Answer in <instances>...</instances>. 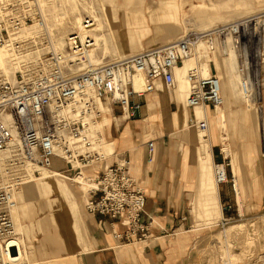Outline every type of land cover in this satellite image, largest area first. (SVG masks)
<instances>
[{"label":"built area","instance_id":"1","mask_svg":"<svg viewBox=\"0 0 264 264\" xmlns=\"http://www.w3.org/2000/svg\"><path fill=\"white\" fill-rule=\"evenodd\" d=\"M42 23L37 0H0V48L20 60L18 68L0 69V264L13 263L20 254L10 208L21 185L32 179L28 168L33 164L69 175L100 164L97 175L87 176L95 186L88 192L85 209L120 222L121 230L111 228L120 243L151 238L146 194L130 173L128 159L107 162L114 151L108 155L95 146L97 135L102 134L97 127L102 104L116 117L135 118L142 96L159 84L171 92L177 83L175 68L194 57L195 63L186 71V105L214 108L223 103L222 78L209 54L227 50L228 54L236 51L235 72L244 97L254 102L264 99V10L189 30L166 43L142 46L102 63L88 58L94 46L91 15L85 14L80 27L65 35L59 50L53 49L44 33L24 36L26 24ZM204 63L209 64L207 73L202 71ZM136 75L143 78L140 89L135 88ZM196 117L192 112L189 121L207 127V117ZM154 147L149 139L147 161L153 159ZM56 161L64 167L56 168ZM214 176L218 184L228 181L226 162L215 163Z\"/></svg>","mask_w":264,"mask_h":264},{"label":"crops","instance_id":"2","mask_svg":"<svg viewBox=\"0 0 264 264\" xmlns=\"http://www.w3.org/2000/svg\"><path fill=\"white\" fill-rule=\"evenodd\" d=\"M251 2L252 0H104L102 4L103 8L106 7V13L101 20L102 35H112L115 41L117 35L124 37L125 45L122 48L117 42L113 45L115 52L120 55L124 53V50L132 51V46L134 47L139 41L141 46H149L175 34L183 19L182 12L185 17L198 16L206 25H209L214 18L224 16L234 9L247 8ZM200 5L206 8L202 11ZM98 35L101 33L98 32ZM228 77L230 80L228 101L238 100L241 94L235 92L236 77L230 70ZM161 87L159 84L157 90L142 96V106L135 118H119L118 122L117 117L114 116L116 127L111 135L114 140V154L106 159L107 162H113L117 157L128 159L130 173L136 177L146 194L145 210L152 216L151 238L143 243H120L111 233L113 226L120 230L123 228L120 222L88 211L83 218L79 212L77 221L71 222L70 228H64L63 239L58 238V232L55 228L53 230L51 222V226H48L49 223L44 226L41 223L40 229H33V232H36L34 236L33 232L25 236L31 264L33 261L48 263V260L61 261L65 264H199V250L203 249L207 242L209 243L211 234L205 227L194 226L188 212L192 211L193 216L206 212L201 208L203 207L201 198L206 195V185H212V182L210 177L200 182L197 158L194 154L197 149L195 140L189 141V145L184 147L183 157L175 148L177 144L170 136L169 125L165 123L161 115V107L168 108L171 114L174 110H182V103L179 101L178 94L165 92ZM208 107L211 114L213 108L209 105ZM192 112L193 110L189 109L188 118ZM244 115L241 111L233 112V116ZM157 120L165 126L164 129ZM173 127L177 130L176 136L184 131L182 124L173 125ZM149 139L155 142L151 161L146 159ZM216 154L224 160L221 149ZM214 155L211 149L213 164ZM190 157L194 158L195 175L190 172L191 170H187L190 164L187 162L185 166L183 161V158ZM238 164L239 179L243 181L245 177L242 176L239 161ZM55 166L56 168L64 167L58 161L55 162ZM87 169L88 173L95 176L100 171L101 165L97 164ZM197 179L201 190L193 198L195 191L191 186H196ZM253 180L260 183L258 175H255ZM216 190L214 209L218 210V205L221 208L223 213L221 223H223L228 221L226 206L231 203L233 189L228 188V184L223 182L216 184ZM53 208H57L53 211L54 213L59 211L58 207ZM43 212L50 213L47 208H44ZM30 213L32 212L27 215H31ZM20 217L23 223L28 221V216L23 213ZM195 219L196 224L202 220L205 221L200 216ZM195 219L192 217L194 223ZM67 225L68 222L63 224L64 227ZM227 227L228 225L225 229ZM212 242L216 245L215 240ZM227 242L228 236H225L228 254Z\"/></svg>","mask_w":264,"mask_h":264},{"label":"rangeland","instance_id":"3","mask_svg":"<svg viewBox=\"0 0 264 264\" xmlns=\"http://www.w3.org/2000/svg\"><path fill=\"white\" fill-rule=\"evenodd\" d=\"M41 1H42V7L44 10L46 22L49 28L54 32L60 43L63 42L64 37L68 32L76 28L78 21H76L75 15L81 14L83 17L85 16V14L91 13L94 14V16L98 17V22H100L106 13V10L103 8V4H102L104 0H41ZM206 1H211V0H206ZM260 10H264V0H252L251 5L249 7L244 9H234L228 12L229 15L224 14V16L216 17L214 18V21L209 25H206L202 20L198 18V16L190 15L189 17H185V15H183L182 12L183 19L179 23L178 30L175 32V34L161 41H156L151 45L166 43L183 32L189 30H201L213 26L217 23L226 22L227 20L228 21L235 20L240 16L251 14ZM237 13L238 15L236 16ZM230 14H233V16H231ZM62 15H65V17H62ZM91 32H94V30H92ZM98 32H100V30H98ZM98 32L96 33L98 34ZM104 38L101 40L97 39L98 41L96 43V47L91 50L90 55H93L95 58L101 55H105V58L103 59L105 62L119 55L118 52H115V48L113 47V45L117 42L119 47L122 48V46L125 45V42H124V37L123 36L119 37L118 35L116 37V41L114 40V38H112V35L108 36L105 34ZM141 47L142 46L140 45V41H139L138 44H136L134 47L132 46L133 48L132 51L124 50V53H120V52L119 53L120 55L129 54L140 49ZM233 56H234L233 52H230L229 55L228 53L213 52L212 55L210 56V58L215 61V66L217 68L218 74L222 77V89H223L222 94L225 93L224 88L227 86L228 82L230 81L228 77L229 70L232 71V74H234L236 77L237 88H235V92L241 94L238 87V80L235 72V59L233 58ZM8 59L9 62L8 65L6 66L7 68L4 67L5 69H8L10 67V58ZM192 63H195V58L194 60L187 61L185 65L187 66ZM230 64L232 65L229 66ZM224 103H225V112L227 119L226 121L227 126L226 128H223V130L227 132L226 139H224V141L225 143H228L229 146L232 147V150L235 154L237 153L239 154L238 161L241 165V169L243 172L242 176L245 177V180L241 181L239 179L240 175L238 176V187H239L240 197L238 200L236 197V192L233 189L232 179H234L233 176L234 173L230 162V156L224 155L225 156L224 160H221L220 156H217L216 153H218L220 149L222 150L223 144L220 142L219 139L216 138L215 140H212L213 141L212 149L215 154L213 159L215 163L217 162L227 163L228 182H226V184H228V188L233 189V196L231 197L230 200L231 202L230 204L232 206L231 208L228 209V221H224L223 223H221L222 222L221 218L220 219L215 218L206 221L202 220L199 222V224H196V219L193 216L192 211H189L188 214L190 216L191 223H193L194 226L205 227L208 230V232L211 234V236L208 239L209 243L207 242L206 246L203 249L199 250L198 253L199 264H220L223 259L221 257V254L222 255L224 254V258L228 257V254L233 258H241L242 259L241 264H252L251 260H253L256 256H258L259 254L264 255V247L263 249L260 248L261 246H264V130H263L264 99L257 102L247 101L243 98L241 94L240 99L238 100L234 99L232 101L227 100V102L224 101ZM185 106L184 103L182 102V109H184V111L187 110L189 113L190 108ZM196 108L208 109L209 107L204 106V107H196ZM213 109L211 111V114L209 115V120L213 115L212 114ZM239 111H241L245 115L233 116V112L235 113ZM119 118L120 117H117L118 122H119ZM189 122L193 123L191 121ZM157 123L160 126H162L163 129L165 128V126H163L159 120H157ZM98 128L103 134L102 135L104 139L103 141H105L104 144H101V149L105 153L111 152V145H112L111 137H109L107 132L103 130L100 123H98ZM169 130L171 132L170 136L172 137L173 141H175L177 144L175 148L178 149V151L181 154V157H183L184 147L189 145V141H194V140L185 139L180 134L176 136L175 133L177 132V130L176 128L173 127V125H169ZM212 132L215 135V137H217L218 134L214 126H212ZM223 154H225V152L222 150V156ZM193 159L194 158L192 157H190L189 159L183 158V161L185 166L187 162L190 164V166H187V170H191L190 172H192L195 175L196 169ZM35 168L38 169L37 167ZM84 170L85 172H88L87 168H85ZM211 173H213L212 177L210 176L211 182L213 183L214 164L213 166H211ZM89 175L93 176L94 174L89 173ZM255 175H258L260 177V183L253 180ZM66 180L68 184L73 187V189L75 190L77 189L78 194L80 195V196L78 195L80 201V213L81 216L84 218V216L88 213L84 205L87 195L84 196L83 191L79 190V188L82 183H86V182L82 181L81 183H79L77 181H73L72 179H66ZM89 181L91 184H88V188H90V186L93 183L92 179ZM191 188L193 189V191H195V194L193 196L194 198L195 196H197V192H200L201 190V186H199L198 184V179L196 181V186L192 185ZM56 195L59 196L58 193ZM60 201L61 203H65L63 197H60ZM42 204L44 205V208H47L43 199H42ZM56 209L57 208H53V211H55ZM29 212L30 210H27V213ZM191 216L195 219V223L193 222ZM50 222H51L50 215L49 213H46L43 218L42 225L44 226V224L49 223L48 226H51ZM65 222H68L67 219H65ZM51 223L53 224L52 225L53 230L55 228L58 232V236H59L58 238L63 239L64 228L67 227L70 228L69 225L70 223L68 222V225L64 227L65 225L63 226V224H59L56 218L55 220L53 218ZM232 224H237V226H235L234 230H232L231 232L229 227ZM207 225H211V226H207ZM227 225L229 232L225 234L224 231ZM37 226H38L37 224L34 223L31 224L30 233L33 232V229L36 228L40 229L39 226L38 227ZM35 234L36 232L32 233L33 236ZM225 236H228V242H227L228 243L227 248L229 247L228 254L226 252V247H225ZM214 240L216 241V245H214L212 242ZM202 252L205 254H201ZM29 261L25 259L22 260L19 264H31V262ZM262 263H263L262 260H259L257 261L256 264H262ZM33 264H65V263L61 261L48 260V263L47 261L44 262L33 261Z\"/></svg>","mask_w":264,"mask_h":264},{"label":"bare ground","instance_id":"4","mask_svg":"<svg viewBox=\"0 0 264 264\" xmlns=\"http://www.w3.org/2000/svg\"><path fill=\"white\" fill-rule=\"evenodd\" d=\"M200 9L203 11V9L206 8V6L200 5ZM37 8L39 12L42 15L44 23H42L41 26H36L35 24H26L24 27L23 31L25 33L24 36H41L43 33L46 34L49 40L52 41V46L53 49L59 50L62 49L64 43L59 42L57 39L56 35L54 32L49 28L44 10L42 7V1L37 0ZM105 10L106 7L104 6ZM262 9V8H260ZM93 17L95 20V25L90 31L94 30V32H90L91 36L94 38V46L89 50L88 52V58L89 61L92 63H102L104 62L105 55H101L98 57H94L93 55H90V52L93 48L96 47V43L98 40H101L105 37V34L102 35L103 27L101 21L98 22V17L94 16V14H89ZM229 15V14H228ZM233 16V14H230ZM235 15V14H234ZM238 13L236 14V16ZM242 15V14H241ZM62 17H65V15H62ZM84 17V16H83ZM82 15H75V19L77 22V26L74 30L75 31L80 27L81 20L83 19ZM228 21V20H227ZM211 27V26H210ZM100 30L101 35L96 34ZM97 36V38H96ZM98 39V40H97ZM105 39V38H104ZM64 41V40H63ZM105 41V40H104ZM99 43V42H98ZM106 43V42H105ZM150 46V45H149ZM107 47V46H106ZM108 49V48H107ZM230 52L234 53L233 58L235 59V67H236V51L235 50H230ZM229 52V54H230ZM228 53V50L226 51ZM228 54V55H229ZM124 55V54H122ZM122 55H117L114 58L120 57ZM8 56V57H7ZM211 54H209V57ZM10 58V67L8 69L6 66L8 65L9 59ZM194 60V57H188L185 58L183 63L181 65H178L175 69V76H176V86L174 90H171V92H175V94H178L180 97L179 101L181 103H184V106L186 105V96L188 94V86L189 82L186 76V71L187 69L193 65L194 63L190 65H185L187 61ZM213 60V59H211ZM214 61V60H213ZM215 63V61H214ZM20 65V60L16 59L13 57V54L7 50L6 48H0V69L4 71H9L11 68H18ZM3 66V67H2ZM5 67V68H4ZM203 73H207L209 71V65L208 63H204L203 68H202ZM222 78V77H221ZM229 83V82H228ZM134 84L135 88L140 89L142 88L143 85V78L140 75H136L134 77ZM222 87V83H221ZM239 87V86H238ZM163 91L166 92L164 87H162ZM240 90V89H239ZM223 91V89H222ZM178 92V93H176ZM224 94H223V103L217 105L214 107L212 116L209 120V111L208 109H202V108H196V107H204V106H195L193 112L196 114V118L199 120L200 118H205L207 117L208 119V125L205 128H200L196 123H190L188 117V111H184V109H178L174 110L169 114V109L166 107H161V115L164 117V121L167 125H180L182 124L184 126V131L183 133H180L181 136H183L186 139L190 140H195L197 144V149L194 151V154L197 158V167H198V173H199V179L200 182H204V180L208 177H212L211 173V166H213V161L211 157V145H212V140L214 138H218L220 142L223 144L222 150L225 152L224 155L230 156V162L233 170V176L235 177L234 181V186H235V192H236V197L239 200V187H238V176L240 174V166H238L237 161L239 160L238 154H235L232 150V147L229 146L228 143H225L224 139H226V134L223 130V128H226L227 126V119H226V112H225V102L228 100V84L224 88ZM241 92V90H240ZM242 94V92H241ZM243 98L247 101H254L250 98H245L244 95L242 94ZM185 101V102H184ZM187 106V105H186ZM185 106V107H186ZM102 109L104 110V113L102 117L100 118V125L102 126L103 130L107 132L108 136L111 137L112 131L116 127L114 115L109 111V108L106 106L101 105ZM188 107V106H187ZM196 108V111H195ZM190 117V116H189ZM122 119V117H120ZM212 126L215 127L217 131V137L212 132ZM98 127V125H97ZM102 133V132H101ZM103 134H98L97 138L95 140V146L101 149V144H104L105 141H103ZM112 145H111V152H107L106 154L110 155L112 154L114 150V140L111 138ZM37 167L38 169H36ZM88 168V167H87ZM46 169V170H45ZM85 169V168H84ZM84 169H81L79 172L74 173L73 175H69L66 173H61L59 174L55 169H47L38 166L37 164L30 165L28 168V171L31 173L32 179L26 180L19 190L15 194V199L16 203L10 208V214L11 217L14 221V230L16 234V238L20 240V254L16 261L10 264H19L22 260L27 259L29 261V250L27 247V244L25 242V236L31 234V224H37L39 228H41V223L43 221V218L45 216V213L43 212L44 206L41 203V199L45 201L47 205V209H49L50 213V218L51 222L54 218H56L57 222L59 224H65V219L69 223H73L77 221L78 219V213L80 212V201L78 198V191L77 189H73L71 185L68 184L66 179H72L73 181H77L81 183L82 181L86 183H82L79 190L83 191L84 196H88L89 190L95 186V181L92 179L93 183L88 188V184H91L87 176H90L88 172H85ZM38 170L39 173H35L33 171ZM55 171V172H54ZM214 171H215V162H214ZM87 173V174H86ZM92 177V176H90ZM214 178V182L212 185L207 184L206 185V195L203 196L202 203L203 207L202 209L206 210V212H201L200 214H195L194 217L196 218L197 216L205 219L206 220H211L215 219L216 216L218 218H223V213L221 208L218 205V210L214 209L215 206V201H216V195H217V190H216V184L217 181ZM88 188V189H87ZM87 189V190H86ZM59 194L56 195V194ZM60 197H63L65 200V203H61ZM238 202V201H237ZM56 206L59 208V211L57 213H53V207ZM241 209V208H240ZM27 210H30L31 215H27ZM37 213L36 215L33 213ZM21 213L24 215L28 216V221L23 223L21 221ZM37 226V227H38ZM232 226V227H231ZM235 226L237 224H232L230 225L229 229L232 232L234 230ZM237 231V230H236ZM228 227L225 229L224 233H228ZM29 237V236H28ZM264 246H261L260 248L263 249ZM228 252H229V247H228ZM258 254V253H257ZM264 255L259 254L256 256L252 261V264H256L257 261L262 260V264H264ZM222 263L221 264H241L242 259L241 258H233L228 254V257L224 258V254H221ZM24 258V259H23ZM31 262V261H29ZM51 262V261H50Z\"/></svg>","mask_w":264,"mask_h":264}]
</instances>
